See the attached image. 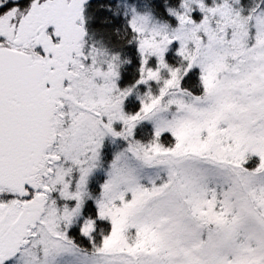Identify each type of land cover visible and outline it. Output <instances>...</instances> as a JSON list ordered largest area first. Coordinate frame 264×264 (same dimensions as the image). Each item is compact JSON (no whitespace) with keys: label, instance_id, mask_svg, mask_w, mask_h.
Listing matches in <instances>:
<instances>
[{"label":"snow or ice","instance_id":"snow-or-ice-1","mask_svg":"<svg viewBox=\"0 0 264 264\" xmlns=\"http://www.w3.org/2000/svg\"><path fill=\"white\" fill-rule=\"evenodd\" d=\"M0 264H264V0H0Z\"/></svg>","mask_w":264,"mask_h":264}]
</instances>
